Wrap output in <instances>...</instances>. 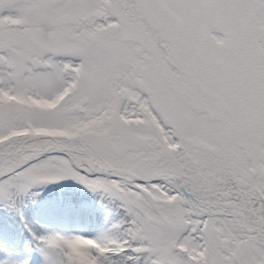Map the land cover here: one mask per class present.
<instances>
[{
    "label": "snow or ice",
    "instance_id": "1",
    "mask_svg": "<svg viewBox=\"0 0 264 264\" xmlns=\"http://www.w3.org/2000/svg\"><path fill=\"white\" fill-rule=\"evenodd\" d=\"M64 181L122 216L41 264H264V0H0V208Z\"/></svg>",
    "mask_w": 264,
    "mask_h": 264
},
{
    "label": "trees",
    "instance_id": "2",
    "mask_svg": "<svg viewBox=\"0 0 264 264\" xmlns=\"http://www.w3.org/2000/svg\"><path fill=\"white\" fill-rule=\"evenodd\" d=\"M36 191L39 195L35 203L19 215L0 208V234L7 231L14 236L10 247L0 249V252L24 256L26 250L35 247L31 232L38 228L65 227L71 230L106 232L115 224L108 220V212L102 208L109 204L113 208V202L101 194H86L83 188L72 184H49Z\"/></svg>",
    "mask_w": 264,
    "mask_h": 264
},
{
    "label": "rangeland",
    "instance_id": "3",
    "mask_svg": "<svg viewBox=\"0 0 264 264\" xmlns=\"http://www.w3.org/2000/svg\"><path fill=\"white\" fill-rule=\"evenodd\" d=\"M57 184H72V185H75V186H78V187H80V188H83V190L84 191H86V194H94V193H92V192H90L88 189H86V188H84L83 186H81V185H79V184H77V183H75V182H72V181H64V182H61V183H57ZM94 195H92L91 197H93ZM64 197V196H63ZM60 198H61V196H60ZM65 198V197H64ZM69 198V197H68ZM94 198V197H93ZM111 206V204H109V205H107V207H102L104 210H105V212H108V220H112V221H114L115 222V224L116 223H118L119 221H120V219H121V216H122V213L119 211V209H118V207H117V204H113L112 203V206H113V208H111L110 207ZM96 210L98 211L99 209L98 208H96ZM104 210H103V212H104ZM109 213H111V215L109 216ZM115 224H112L111 225V227H113V225H115ZM87 227V226H86ZM83 228H85V227H83ZM60 229V228H59ZM61 229H64V230H71L70 228H65V227H62ZM105 229H108V228H105ZM38 230V232L39 231H41L42 230V228H38L37 229ZM36 230V231H37ZM84 230V229H83ZM93 232V231H92ZM105 232V231H104ZM9 235H7L6 233H3L2 234V236H0V245L2 246V247H7V246H9V244L7 245V243H8V240H9ZM90 245V242H80V243H78L77 245H76V250H77V252H79V250L80 249H82V248H86V247H88ZM27 255H30L31 256V258H32V261H33V264H41V258H40V256H39V254H38V252H36L35 251V248H34V250H32L31 252H29V253H27Z\"/></svg>",
    "mask_w": 264,
    "mask_h": 264
}]
</instances>
